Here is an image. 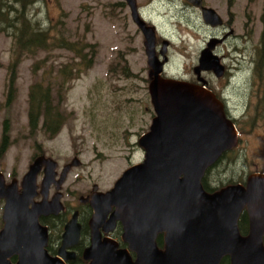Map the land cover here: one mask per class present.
<instances>
[{
    "label": "rangeland",
    "instance_id": "obj_1",
    "mask_svg": "<svg viewBox=\"0 0 264 264\" xmlns=\"http://www.w3.org/2000/svg\"><path fill=\"white\" fill-rule=\"evenodd\" d=\"M124 1L37 0L30 6V20L38 19L44 27L50 26L55 38L78 41L77 47L83 46L82 52L93 56L92 65L84 70V64H77V56L62 46L24 52L14 71V97L7 105L9 64L16 50L12 29L1 24L0 139L7 119L9 143L0 151V171L6 181L15 178L19 184L38 154L53 158L58 172L77 156L80 163L72 165L62 185L67 201L76 202L74 198L84 196L93 183L101 190L108 189L124 168L142 160L143 149L137 139L148 129L154 115L148 92L149 65L143 34ZM136 2L143 18L155 25L157 43L162 38L170 41L165 64L169 76L195 79L193 69L199 64L201 49L210 36L220 38L217 44L214 42L213 52L231 74L221 77L210 69L201 75L223 96L244 131L235 152L212 168L208 182L216 186L220 181H238L250 172L264 171V84L254 74L262 47L264 0H204L222 17V24L217 26L205 23L200 10L184 0ZM40 60L43 61L35 66ZM51 64L55 89L62 91L60 102L68 114L52 137L40 126L30 132L28 125L29 86L47 78L42 73L50 70ZM64 64L73 70L81 67V72L77 77L64 75L60 83L62 75H57L56 69ZM2 206L0 202V228Z\"/></svg>",
    "mask_w": 264,
    "mask_h": 264
},
{
    "label": "water",
    "instance_id": "obj_2",
    "mask_svg": "<svg viewBox=\"0 0 264 264\" xmlns=\"http://www.w3.org/2000/svg\"><path fill=\"white\" fill-rule=\"evenodd\" d=\"M125 1L144 37L154 115L149 129L137 140L144 150L143 159L125 168L112 188L93 196L89 221L92 244L83 254L89 260L86 264H220L224 257L229 258V264H264V172H252L246 182L229 183L212 191L202 184L206 169L238 142V131L226 115L223 101L204 86L200 75L202 69H211L217 76L224 72L211 50L216 38L201 50L199 64L194 66L199 82L164 75L169 41L162 40L159 58L154 24L142 17L136 0ZM189 1L200 8L206 23L222 24L213 7L201 0ZM79 162L74 157L63 166L55 180L58 187L70 167ZM42 165V199L35 202L36 174ZM56 165L51 157L36 156L20 188L15 179L7 183L0 171V200L4 201L0 264H63L46 250L47 227L38 220L63 209L60 192L47 200ZM112 206L111 220L121 223L127 248H118L114 240H100L99 222ZM244 210L249 216L246 235L240 233L237 224ZM79 230L75 211L62 234L60 257L65 259L62 249L78 242ZM158 234L163 236L162 248L156 244Z\"/></svg>",
    "mask_w": 264,
    "mask_h": 264
},
{
    "label": "trees",
    "instance_id": "obj_3",
    "mask_svg": "<svg viewBox=\"0 0 264 264\" xmlns=\"http://www.w3.org/2000/svg\"><path fill=\"white\" fill-rule=\"evenodd\" d=\"M36 1L37 0H0V30L2 29L1 24L3 23H5L6 27L12 29L11 34L15 38L13 42L16 50V56L12 57V61L9 64L10 74L8 79L10 82L8 83V87L6 89L8 91L6 94V105L9 104L14 97L16 77L14 71L24 52H33L38 47L48 49L52 45L62 46L72 51L77 56L79 60L77 64H84V70L92 65L93 56L91 55L90 57H87V52H82L83 46L77 47L79 43L78 41L55 38V34L51 33L50 26L44 27L39 23L40 21L38 19H35L34 21L30 20L28 14L30 13V15H32V11H28V9H30V6H32ZM53 27L54 26L52 25L51 29ZM261 46L262 47L259 50L260 56L256 61L254 74L257 75L261 80V83L264 84V28L261 32ZM42 61L43 60L37 61L35 66L39 65ZM52 68L53 64H51L50 70L42 73L43 75L47 74V78L42 77L39 80L33 81L28 89V125L30 132H33L38 126H40V129H43V132L47 133L50 137L59 132L68 115L60 102L62 91H56L55 89L56 76L55 73H51ZM73 69H69L68 64H64L59 69H56V74L62 75V81L60 83L65 80L64 75H67L68 78L70 75L77 77L81 72V67H76L75 70ZM261 100L264 103V93ZM8 143L9 128L7 126L6 119L0 139V151H4L8 146ZM235 150L236 149L226 150L221 154L216 162L206 169L202 177V184L206 190L212 191L227 183L237 182L235 180H228L226 183L220 181L218 185L212 186L207 179V176L210 174L212 168L222 159L229 157L233 152H235ZM245 179L246 178L242 177L238 181H243ZM237 224L239 231L242 232V234L246 235L249 232V216L246 210L240 213ZM156 243L159 247L163 245L162 235L159 234L157 236ZM220 264H229V258L224 257Z\"/></svg>",
    "mask_w": 264,
    "mask_h": 264
},
{
    "label": "flooded vegetation",
    "instance_id": "obj_4",
    "mask_svg": "<svg viewBox=\"0 0 264 264\" xmlns=\"http://www.w3.org/2000/svg\"><path fill=\"white\" fill-rule=\"evenodd\" d=\"M201 2L205 6H210V5H207L204 2V0H201ZM123 3H124V5L125 4L127 5L126 1H124ZM184 3L187 5H191L193 8L200 10L199 7H196V5H194L189 0H184ZM138 6H140V4ZM200 13H201V10H200ZM201 16H202V14H201ZM212 38L220 39L214 35L210 36L209 39L207 40L206 44L203 46V48H205L207 46L208 42ZM162 40H163V38H162ZM162 40H161V42H162ZM161 42L159 44L157 43V35H156L155 51H156L157 55H160L159 50L162 46ZM169 43H170V41L168 42L167 47H168ZM216 44L213 45L212 52L215 49ZM167 47H166V49H167ZM237 67L240 69L243 68L242 65H239ZM226 70L227 69L224 66V74L221 77L226 76V74H228V75L231 74V71L229 73H227ZM164 73H166V72H164ZM189 81L197 82V77H195V79H192ZM205 84L208 86V88H211L210 85H208L207 80H206ZM219 95L222 96L221 94H219ZM222 99L225 103L224 108H225L227 115L230 116L233 120L237 121L238 119L235 117V115L231 114L232 112L229 110V108L225 102V99L224 98H222ZM246 113H249V111H247ZM240 127H242V126L239 125V128ZM239 130H240V133H242L244 131V129H242V128H240ZM239 135H242V134H239ZM242 139H243V137L240 136L238 142L242 141ZM238 144H237V146H238ZM235 149H236V147H235ZM38 155H45V154L43 153V154H38ZM38 155H36V156H38ZM44 168H45V165H42V169H40V171L36 174L37 195L34 197L35 202H38L42 199V194H41L40 190H41V181H42L44 174H45L44 170H43ZM28 169H29V166H28ZM28 169L26 170V172L28 171ZM60 172H58L56 169V175L54 176V181L50 183L48 190H47V200H51L57 194V192H60V194H61L60 198H61L63 209L61 211L59 210L58 212H55V213L40 216L38 219L39 223L41 225L47 227V231H48L47 244H46L45 248L51 256L58 257V259L61 260L63 262V264H86L89 262V260H86L83 256V254H84L85 249L90 247V245L92 244L91 228L89 225V221H90L92 214H93V207H92L91 202L94 201L93 196L97 195L98 192H104V191L108 190L109 188L105 189V190H101V189H99L97 183H93L91 185V188L86 192V194L84 196L81 195L79 197L76 196V198H74V199H76V202H71L70 200L67 201L68 199L65 198V195L63 194V191H62V185H63V182L65 181L67 176L60 183L59 187L57 186L56 181H55V180H58V178L60 176ZM24 174L22 175L21 180H22ZM11 179H13V178H11ZM15 180L17 181V179H15ZM21 180L19 182V185L21 183ZM243 181L246 182V180H243ZM17 184H18V181H17ZM0 202H3V201L1 200ZM114 209H115V207L112 206L111 209L109 210V213L107 214V216L105 215V217L99 222V227H98L97 231L99 233L100 240H104V239L114 240V241L118 242V248H127L128 247L127 243L122 241L123 229H122L121 223L118 220H116L114 222L111 220V215H112V212L114 211ZM75 211H77V222L80 225L79 239H78V242L71 244V245H68L64 249H62V251L64 252V255H65V259H64V258L60 257V255H59V251L62 248V234H63L64 228H65V225L71 219V217ZM105 230H109V231L105 232ZM11 260L14 261L15 259L13 258Z\"/></svg>",
    "mask_w": 264,
    "mask_h": 264
}]
</instances>
